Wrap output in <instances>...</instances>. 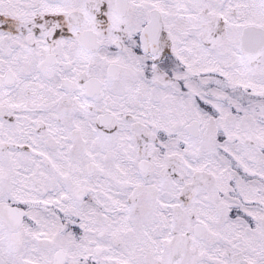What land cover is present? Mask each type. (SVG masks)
Segmentation results:
<instances>
[{"label": "flooded vegetation", "instance_id": "flooded-vegetation-1", "mask_svg": "<svg viewBox=\"0 0 264 264\" xmlns=\"http://www.w3.org/2000/svg\"><path fill=\"white\" fill-rule=\"evenodd\" d=\"M243 2L29 0L21 4L29 17H8L0 0V30L15 35L29 22L22 42L30 46V117H7L1 107L0 123L5 118L16 135L0 136V264H249L232 244L240 236H227L226 211H195L189 190L178 191L180 183L192 187L195 170L184 182L177 163L131 155L135 147L160 157L168 152L164 144L177 138L176 130L160 128L154 118L168 113L165 106L210 105L195 92L202 79L201 91L219 90L225 102H240V81L232 86L219 72L201 71L194 53L213 50L224 58L231 53L227 41L239 56L264 50V36L248 42L251 27L261 25L244 23L255 0H246L251 14L243 13ZM5 64L0 61V89L14 83ZM85 101L90 145L83 118L63 115L80 111ZM117 121L124 132L113 131ZM186 132L200 135L196 122ZM110 172H122L129 184L105 183ZM146 177H156L167 192L155 210L138 209ZM105 202L115 209H103ZM205 214L215 220L199 217Z\"/></svg>", "mask_w": 264, "mask_h": 264}, {"label": "rangeland", "instance_id": "rangeland-1", "mask_svg": "<svg viewBox=\"0 0 264 264\" xmlns=\"http://www.w3.org/2000/svg\"><path fill=\"white\" fill-rule=\"evenodd\" d=\"M26 1L29 0H11V2L9 0L8 3L3 0L5 6L0 7L8 17H11L13 12H17L20 17H23V14L29 17L30 10H26L21 5ZM248 5L244 0L243 13L249 12ZM253 9L256 10L252 14L249 12L251 15H247L244 23L251 20L264 28V0H255ZM28 23H26L27 26ZM27 26L18 25L15 35L5 28L0 30V61H4L6 68L14 71V83L6 89H0V115L1 107H3L7 117H30L27 107L30 103V46L22 42V31ZM226 45L231 53H227L224 58L222 55L214 54L213 50L208 55L201 50V56H198L196 50L195 66L203 72H219L232 86L240 81L243 89L238 100L240 102L230 103V100L225 102L219 90H211V94L201 91L199 84L206 81L202 79L195 85V92L201 98H205L204 100L210 105L165 106L168 113L154 118L160 128L167 131L176 130L177 138L172 140V143L164 144L167 148L169 147L168 152L160 157L151 150L142 153L140 148L135 147L131 149V155L133 161L140 156H147L155 163L158 161L163 164L177 163L175 173L179 177L184 175V182H188L191 178V174L188 173L195 170L192 187L185 190L181 188L180 183L177 187L178 191L183 194L189 190L185 196L195 211L209 210L213 216L217 209L225 210L227 236H240V239L232 244L237 246L249 264H264V50L258 55L249 56L243 53L239 56L233 50L235 48L233 43L227 41ZM221 60L227 64L226 71L220 64ZM224 93L227 95L228 91L225 90ZM235 94L236 91H233V97L236 96ZM85 103L90 104L89 101H85L80 111L72 112L70 115L64 112L63 115L83 118V128L87 131L86 135L90 137L87 141L90 145V141L92 142L91 112ZM62 110L66 109L62 108ZM193 120L198 125L200 135L197 136L195 133L196 135L191 137L187 134L186 128L194 123ZM1 121L5 123H0V136L5 139L11 138L8 140L14 139L15 130L12 127L7 128L8 122L5 118ZM1 125H5V128L3 129ZM121 126L123 124L119 121L114 122L113 131H118ZM120 131L124 132V129ZM99 136L104 138L102 133ZM107 138L111 141L110 137ZM176 140L182 141L178 148L175 146ZM102 146L104 145L100 144L97 150L103 151ZM4 148L5 146H2L0 151ZM107 154L110 157L109 152ZM107 154L104 153L102 157L109 160L110 158H106ZM173 154L177 157L172 158ZM133 161H130L132 165ZM131 170L134 171L133 168ZM23 171L18 170L17 176L21 177ZM104 182L115 189L129 184L128 177L122 172L106 174ZM143 182V189L138 192L141 198L138 209L155 210V206H158L157 200L160 201L167 192L156 177L152 179L146 177ZM148 185L152 186V192L148 191ZM115 206L116 209H120L119 205ZM103 209H115V207L105 202ZM235 210L240 211L237 216ZM206 216L207 214L199 217L202 220H215L213 217ZM197 256L202 258L203 254L199 253ZM228 257L226 250V258Z\"/></svg>", "mask_w": 264, "mask_h": 264}, {"label": "water", "instance_id": "water-1", "mask_svg": "<svg viewBox=\"0 0 264 264\" xmlns=\"http://www.w3.org/2000/svg\"><path fill=\"white\" fill-rule=\"evenodd\" d=\"M251 29L254 31L250 32V37L248 38V42L253 43L257 39L263 40L264 30L262 28L251 27ZM256 34H257V36H256ZM254 36H256V38H255V40H252V38Z\"/></svg>", "mask_w": 264, "mask_h": 264}]
</instances>
